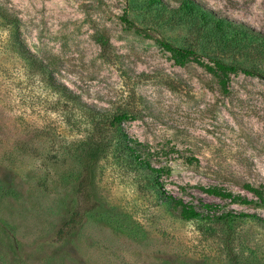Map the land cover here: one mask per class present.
<instances>
[{"label":"rangeland","instance_id":"1","mask_svg":"<svg viewBox=\"0 0 264 264\" xmlns=\"http://www.w3.org/2000/svg\"><path fill=\"white\" fill-rule=\"evenodd\" d=\"M160 40L255 73L224 90ZM99 136L97 206L60 237ZM210 186L264 190V0H0V264H264V222L234 216L264 208Z\"/></svg>","mask_w":264,"mask_h":264},{"label":"trees","instance_id":"2","mask_svg":"<svg viewBox=\"0 0 264 264\" xmlns=\"http://www.w3.org/2000/svg\"><path fill=\"white\" fill-rule=\"evenodd\" d=\"M2 14L4 15V19L8 22L16 21V18H12V15L9 14L7 11H3ZM123 20L127 24H131V22L127 18H123ZM159 43L163 46L165 50L171 53L172 59L178 65H184L188 61H194L199 65L203 66L207 71L211 72L213 75L218 77L220 84L222 85L223 89L225 90L226 86V79L228 75L231 73H235L238 70H243L245 73H255L253 71L245 70L243 68H239L235 64H229L222 60H211V63H205L200 60L198 54L189 49L181 48L178 46L173 45L170 42L165 40H160ZM66 96L70 98L73 97V94L70 90L66 87H63ZM127 118L126 114L116 115L113 116L110 127L113 128L119 125ZM102 140L99 138H92L90 140L89 145L84 150V155L81 158V179L78 183L76 194H77V205L75 209L71 212V215L68 221L63 225V227L58 231V236L63 237L65 231L70 227H73L78 223V221L85 215L90 213L96 208V195L94 192L93 181H94V168L98 162V159L102 152ZM130 151H132L136 157H139L141 154H136V150L134 148L129 147ZM141 165L147 166L151 171L156 170L155 168L151 167L149 162L143 160L140 162ZM250 192H252L253 197L248 198L246 196L233 194L230 191H226L223 188L217 186H210L208 188H204V191L208 194L216 196L221 199H229L230 202H237L241 204H255L258 206H262L264 208V190L261 187L255 188L251 186H247ZM171 199L182 208V214L186 219L196 218V217H210V211L213 210L212 216H216L215 205L210 203H202L200 209H204L201 211L197 209L191 203L184 202L182 199H175L171 197ZM206 212V213H205ZM232 215V214H227ZM226 214H220L219 218L225 217ZM233 216V215H232ZM234 216L238 217H253L257 218L260 221L264 222V218H260L256 214L241 212L239 214H234Z\"/></svg>","mask_w":264,"mask_h":264}]
</instances>
